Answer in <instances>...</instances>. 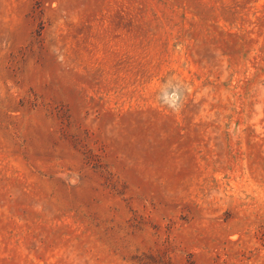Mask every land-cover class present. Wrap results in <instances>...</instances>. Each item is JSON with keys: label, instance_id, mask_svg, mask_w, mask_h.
Wrapping results in <instances>:
<instances>
[{"label": "rangeland", "instance_id": "rangeland-1", "mask_svg": "<svg viewBox=\"0 0 264 264\" xmlns=\"http://www.w3.org/2000/svg\"><path fill=\"white\" fill-rule=\"evenodd\" d=\"M0 264H264V0H0Z\"/></svg>", "mask_w": 264, "mask_h": 264}]
</instances>
